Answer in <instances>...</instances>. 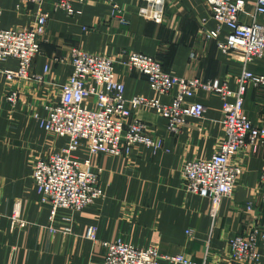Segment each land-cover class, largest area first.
I'll return each mask as SVG.
<instances>
[{"label":"crops","instance_id":"crops-1","mask_svg":"<svg viewBox=\"0 0 264 264\" xmlns=\"http://www.w3.org/2000/svg\"><path fill=\"white\" fill-rule=\"evenodd\" d=\"M57 1L46 0L41 7L49 19L39 38L41 54L31 72L42 80L8 82L6 72H16L19 63L13 59L0 63V264H102V242L116 240L138 248L155 247L162 255L182 254L198 263L210 246L213 264H243L230 260V242L255 228L264 234L260 200L264 145L248 146L233 159L243 173L235 193L222 201L213 224L209 200L187 193L181 177L186 162L210 158L223 140V102L203 91L195 100H187L205 106L203 118L189 119L177 135L168 131L167 121L154 111L128 104L148 133L163 139V151L154 155L146 146L137 145L130 156H91L83 146L74 155L102 171L103 196L80 212L61 211L51 223L50 208L40 203L33 171L39 160L60 152L66 140L41 129L36 118L46 115V106L60 101L62 87L73 73L74 49L115 57L116 78L124 83L128 100L159 97L168 104L177 88L168 96L152 92L145 76L126 69L124 52L156 57L177 77L219 80L232 92L238 88L243 69L240 54H224L215 40L206 38L218 26L206 0H164L162 24L138 16L142 0H113L123 10L121 20L113 17L110 0H87L75 6L78 13L74 16L54 11ZM19 3L0 0L1 29L37 28L39 7L18 8ZM246 3V11L252 14L256 0ZM242 23L251 20L243 16ZM225 36L226 29L219 40ZM248 69L264 75V59ZM11 90L20 94L15 107L6 101ZM88 103L93 106V98ZM244 108L252 121L264 126V88L249 89ZM249 204L252 210L247 209ZM90 228L97 230L96 240L87 237ZM258 249L260 264H264V241Z\"/></svg>","mask_w":264,"mask_h":264},{"label":"built area","instance_id":"built-area-1","mask_svg":"<svg viewBox=\"0 0 264 264\" xmlns=\"http://www.w3.org/2000/svg\"><path fill=\"white\" fill-rule=\"evenodd\" d=\"M46 0H20L18 8L27 5L39 7L37 28L1 29L0 63L10 59L19 63L16 72L7 71L8 82L14 80H37L30 72L36 58L41 54L40 35L44 32L49 15L41 10ZM113 4V17L122 18L123 10ZM87 0H58L54 11H62L68 16L78 12L76 5ZM217 29L209 31L206 38L215 40L224 54L236 52L241 55L243 69L238 77V88L232 92L219 80L186 79L164 70L158 58L136 52H124L123 62L128 71L139 73L148 80L150 89L159 96H168L174 88L176 95L168 104L159 97H125V85L116 78V58L103 54H92L81 49L72 52L73 73L62 87L60 101L46 106V115L37 116L41 129L66 140L62 151L39 160L33 171V180L42 205L50 208V221L55 223L61 211L76 213L93 205L103 196L101 170H95L87 159L74 154L83 146L89 155L108 154L130 156L137 145H144L157 155L164 149L160 137L148 133L147 126L128 108V104L138 109L154 111L167 121L168 131L179 134L189 119H202L205 106L200 102L187 103L197 98L200 92L219 96L223 102V117L220 121L223 140L218 150L208 159L186 162L181 177L187 193L209 200V215L213 224L218 218L222 201L231 197L238 186L243 169L233 163V159L248 146L264 145V126L252 121L245 111V96L249 89L264 88V75L248 69L252 64L264 59V0H256L252 14L246 11V0H206ZM138 16L155 24H162L165 18L164 0H142ZM2 8L0 4V17ZM249 17L250 24L242 23V17ZM124 23L125 21L122 20ZM226 29L225 40H219ZM88 31L87 28L84 29ZM195 57L194 54L191 55ZM48 71V68H46ZM93 98L94 105L88 101ZM234 98L233 103L229 102ZM6 101L13 107L20 101V94L11 90ZM260 200L264 203V176L261 180ZM248 210L253 209L249 204ZM16 218V214L14 215ZM96 229L90 228L87 237L94 239ZM187 235L192 237V232ZM264 241L260 228L237 236L230 242L233 261L243 264H260L259 243ZM105 259L102 264H208L210 247L206 248V258L193 262L185 255L162 257L155 247L138 248L123 240L103 241Z\"/></svg>","mask_w":264,"mask_h":264},{"label":"rangeland","instance_id":"rangeland-1","mask_svg":"<svg viewBox=\"0 0 264 264\" xmlns=\"http://www.w3.org/2000/svg\"><path fill=\"white\" fill-rule=\"evenodd\" d=\"M137 53V52H136ZM104 55V54H103ZM107 56V55H106ZM31 69H32V66H31ZM30 72H31V70H30ZM32 73V72H31ZM23 81H26V80H23ZM161 117V116H160ZM187 124V123H186ZM185 124V125H186ZM59 138V137H58ZM62 151H64V150H61L60 152L62 153ZM59 153V152H58ZM64 153H65V151H64ZM55 154H57V153H55ZM66 154V153H65ZM54 155V154H53ZM52 156V155H51ZM76 156V155H75ZM189 162V161H188ZM36 190H37V188H36ZM101 197V196H100ZM99 197V198H100ZM16 221V220H15ZM93 240H96V237L93 239ZM108 242H111V241H108ZM210 247V246H209ZM159 251V250H158ZM206 252V251H205ZM159 253H160V251H159ZM160 255L162 256V257H164V256H167V255H162L161 253H160ZM206 258V254H204V257H203V259H205ZM230 260L233 262V263H235L234 261H233V257H232V255H231V250H230ZM193 261V260H192ZM207 261H208V264H213V260H212V255H211V247H210V254L208 255V257H207ZM194 262V261H193ZM198 263V262H197Z\"/></svg>","mask_w":264,"mask_h":264},{"label":"trees","instance_id":"trees-1","mask_svg":"<svg viewBox=\"0 0 264 264\" xmlns=\"http://www.w3.org/2000/svg\"><path fill=\"white\" fill-rule=\"evenodd\" d=\"M159 61L162 63V66H163L164 70L167 71V70L165 69V67H164L163 62H162L160 59H159ZM201 262H202V261H201Z\"/></svg>","mask_w":264,"mask_h":264}]
</instances>
